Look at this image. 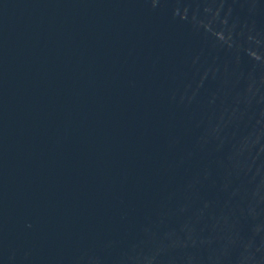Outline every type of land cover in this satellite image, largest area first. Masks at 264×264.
Returning <instances> with one entry per match:
<instances>
[{
    "label": "water",
    "instance_id": "water-1",
    "mask_svg": "<svg viewBox=\"0 0 264 264\" xmlns=\"http://www.w3.org/2000/svg\"><path fill=\"white\" fill-rule=\"evenodd\" d=\"M0 264H264V0H0Z\"/></svg>",
    "mask_w": 264,
    "mask_h": 264
}]
</instances>
